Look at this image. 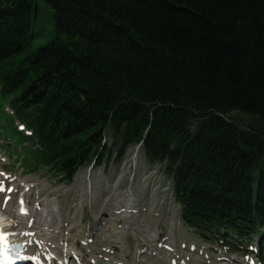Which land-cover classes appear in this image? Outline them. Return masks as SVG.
Here are the masks:
<instances>
[{"label": "trees", "instance_id": "obj_1", "mask_svg": "<svg viewBox=\"0 0 264 264\" xmlns=\"http://www.w3.org/2000/svg\"><path fill=\"white\" fill-rule=\"evenodd\" d=\"M0 139L65 183L142 142L182 221L264 262V0H0Z\"/></svg>", "mask_w": 264, "mask_h": 264}, {"label": "rangeland", "instance_id": "obj_2", "mask_svg": "<svg viewBox=\"0 0 264 264\" xmlns=\"http://www.w3.org/2000/svg\"><path fill=\"white\" fill-rule=\"evenodd\" d=\"M38 22L43 26L40 33H44V36L33 42L28 50L30 52L44 45L48 40L47 33L50 30V24L47 16H39ZM1 107L6 113H11L5 104H1ZM19 126L20 124L17 123L18 128ZM4 141L5 139H0V185H4V188L0 186L4 189V191H0V203L5 191L10 189L12 185L30 181L35 186L31 188L29 202H33V204L37 201L44 202L45 209L54 217L55 221L63 224L62 234L57 240L63 242V235L71 231L75 242L73 249L79 254L83 252L79 244L83 238L88 239L93 244L103 241L109 232L105 233L101 223L107 222L106 224H108L111 218L113 219L112 224L124 225L129 230L125 232L126 234L124 233V236L126 235L125 240H122L126 246L129 245L126 247V255L129 260L125 259V262L130 261L129 263H131L133 261L134 240L139 247L144 243H147L149 247L152 244L147 242L145 233L155 230L162 236L164 244L168 235L176 236L179 243H183L179 254L182 259L185 256L192 259L196 257L194 251L188 250V244L194 243L199 247H204L208 259L215 264H264L263 261L258 263L253 255L256 251L252 252L249 249V247L255 249L256 240L248 248H244L247 249L245 251L238 248V251L230 252L223 243L221 245L217 240H203L197 232L182 221L180 205L173 196L168 170L160 163H150L139 149L136 150V147L129 148L120 161L115 160L114 153H111L112 156H99L90 172H88V168L91 165L79 170L70 183H65L61 178L51 175L43 168L25 167V163L22 161L25 151L21 150L20 147L16 149V152L8 151L2 144ZM133 159L135 163H133ZM132 164L135 167L134 176H130ZM86 173H89L87 187ZM4 179L8 180L5 181ZM20 189L9 196L13 211H16L17 204L22 202ZM128 189L132 194L131 206L137 211L132 220L122 219L119 213H114L120 209L123 210V206H126V202L121 199ZM150 194H153V200L149 199ZM7 202L9 200L5 199L3 203L6 204ZM33 204L32 206L35 207ZM51 216L46 214L45 217L50 219ZM112 224L109 223V225ZM129 232H134L135 239L130 236ZM94 234H99V237L96 238L98 241L94 239ZM162 238L159 240L157 238L156 241L160 242ZM50 243L54 244L51 241ZM103 245L105 248L110 246H117L118 248L119 246V244L109 243L108 239ZM199 260H192L188 264H201L202 262Z\"/></svg>", "mask_w": 264, "mask_h": 264}, {"label": "bare ground", "instance_id": "obj_3", "mask_svg": "<svg viewBox=\"0 0 264 264\" xmlns=\"http://www.w3.org/2000/svg\"><path fill=\"white\" fill-rule=\"evenodd\" d=\"M138 146H141V144ZM133 163H135L134 159ZM90 170L91 168L89 167L88 172H90ZM134 175L135 167L132 164L130 167V176ZM4 180L6 181L8 179ZM0 186L4 188V185ZM34 186L35 185L30 181H24L21 184L12 185L10 191L9 189L5 191V195H3L0 203V229L5 231L8 238L11 239V242H18L21 250L25 252L26 255L30 254V256L35 257V259L41 260L42 264H64L63 261L65 260H68L70 264H188V262H191L192 260L197 261L198 259L202 262L201 264H215L208 259L205 248L199 247L194 243H191L190 245L188 244V250L192 252L194 251L193 253L196 257L192 259L185 256L186 258L184 257V259H182L179 254L183 243H179L176 236L168 235V242L166 241L165 244L162 245L164 240L155 230L145 233L147 242L152 244L149 247L147 243H144L139 247L134 240L133 261L131 263H129L130 261L125 262V259H128V256L126 255V247L129 245L126 246V243L122 242V240H125L126 235L124 236V233L129 230L124 225L118 226L116 223L112 224L113 219L111 218L109 219V223L112 225H109V223L106 224L107 222L101 223V225L103 224L104 226L105 233L109 232V234L103 238V241L101 243L96 242L97 244H93V242L90 243L88 239L83 238L79 242L83 252L79 254L73 249L75 242L71 231H68L66 235H63V242L57 240V238L60 237V234H62L61 230L63 229V224L55 221L49 211L45 209L44 202L37 201L35 204L29 202L30 191ZM19 189L22 192L20 199L23 203L21 202L22 204H17L16 211H13V207L10 205L11 198L9 196L13 195V193ZM129 190L130 189L126 190L125 194L122 195L123 199H121L126 202V206H123V210L120 209L119 211L114 212L119 213L122 216V219L126 220H132L134 214L137 213L134 207L131 206L132 194ZM3 199L9 200V202L4 204L3 202L5 201ZM149 199H154L153 194H150ZM32 204L35 205V207L32 206ZM53 205L55 206V204ZM46 214L47 216H51L50 219L45 217ZM26 233L27 235H25ZM133 233L129 232L130 236L135 239ZM93 237L96 240V238L99 237V234H94ZM157 238L158 240L159 238H162V240L157 242ZM107 239L111 244H119L118 248L117 246L105 248L103 243H105ZM50 241L54 244L50 243ZM184 245L186 246V244ZM35 259L31 260L35 261Z\"/></svg>", "mask_w": 264, "mask_h": 264}, {"label": "snow or ice", "instance_id": "obj_4", "mask_svg": "<svg viewBox=\"0 0 264 264\" xmlns=\"http://www.w3.org/2000/svg\"><path fill=\"white\" fill-rule=\"evenodd\" d=\"M0 191H4V189L2 187H0ZM9 191H10V189H9ZM25 235H27V233ZM6 242H7V236H5L2 232H0V244L6 243ZM28 243H31V242H28ZM5 250L7 251V249H5ZM17 255H18L19 259H35V257H33V256H19V254H17Z\"/></svg>", "mask_w": 264, "mask_h": 264}, {"label": "built area", "instance_id": "obj_5", "mask_svg": "<svg viewBox=\"0 0 264 264\" xmlns=\"http://www.w3.org/2000/svg\"><path fill=\"white\" fill-rule=\"evenodd\" d=\"M133 147H136V150L139 149V151L141 152V146L136 145V146H133ZM86 178H87V179H86ZM85 179H86V187H87L88 182H89V174H88V173H86V177H85ZM90 181H91V175H90Z\"/></svg>", "mask_w": 264, "mask_h": 264}, {"label": "water", "instance_id": "obj_6", "mask_svg": "<svg viewBox=\"0 0 264 264\" xmlns=\"http://www.w3.org/2000/svg\"><path fill=\"white\" fill-rule=\"evenodd\" d=\"M95 160H96V159H95ZM95 160H94V162L92 163L91 167H93V165H94V163H95ZM97 264H101V263H97Z\"/></svg>", "mask_w": 264, "mask_h": 264}]
</instances>
